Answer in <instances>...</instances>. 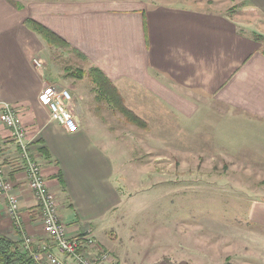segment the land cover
Returning <instances> with one entry per match:
<instances>
[{"label": "crops", "instance_id": "obj_1", "mask_svg": "<svg viewBox=\"0 0 264 264\" xmlns=\"http://www.w3.org/2000/svg\"><path fill=\"white\" fill-rule=\"evenodd\" d=\"M240 1L264 20V0ZM28 19L59 35L105 75L145 123L144 128L128 126L145 129L149 141L167 135L172 126L192 128L195 143L201 144L208 123L209 142L225 166L242 168L240 182L249 200L244 214L264 231V49L251 36V27L226 13L183 2L0 0V106L16 108L72 234L88 228L97 233L122 204L115 162L104 145L107 129L100 121L89 123L81 101L73 104L80 125L74 134L52 121L40 104L46 85L74 93L77 86L68 80L55 83L46 65L35 66V60L46 64L47 42L26 24ZM0 138V166L13 182L23 223L22 229L15 226L0 197V233L17 242L25 236L44 238L38 203L1 123ZM234 177L228 182L239 181ZM250 183L258 189L245 185ZM262 235L258 241L264 246ZM147 264L199 263L156 258Z\"/></svg>", "mask_w": 264, "mask_h": 264}, {"label": "rangeland", "instance_id": "obj_2", "mask_svg": "<svg viewBox=\"0 0 264 264\" xmlns=\"http://www.w3.org/2000/svg\"><path fill=\"white\" fill-rule=\"evenodd\" d=\"M160 1L183 2L237 18L252 28L251 36L264 49V20L240 0ZM46 47L47 73L55 83L68 80L76 85V93L65 89L75 103L81 101L89 123L100 121L101 127L113 132L107 134L106 130L104 145L115 162L114 183L122 204L95 235L116 264H147L156 258H185L199 264H264V246L258 241L264 231L249 223L244 214L249 200L240 182L242 168L233 171L225 166L220 151L209 142L208 123L201 144L195 143L192 128L172 126L165 130L167 135H155L153 143L145 129L138 126L144 133L136 135L138 129L128 126L143 127L145 123L141 124L143 120L123 98L138 123L98 100L95 74L83 58L68 48ZM232 175L239 181L229 183Z\"/></svg>", "mask_w": 264, "mask_h": 264}, {"label": "built area", "instance_id": "obj_3", "mask_svg": "<svg viewBox=\"0 0 264 264\" xmlns=\"http://www.w3.org/2000/svg\"><path fill=\"white\" fill-rule=\"evenodd\" d=\"M34 63L39 70L45 66L41 60H35ZM39 101L48 109L52 121L59 123L69 133L79 131L80 125L73 110L74 100L67 89L46 85ZM0 107V123L9 131L10 138L16 145V157L38 203L44 232V238L25 236L21 241L23 249L30 254L35 264H112L114 259L111 253L98 243L92 228L72 234L61 216L57 197L49 190L42 166L34 157L28 130L20 121L16 108L10 104ZM0 197L6 199L7 212L15 226L22 229L20 200L14 192L12 180L1 166Z\"/></svg>", "mask_w": 264, "mask_h": 264}, {"label": "trees", "instance_id": "obj_4", "mask_svg": "<svg viewBox=\"0 0 264 264\" xmlns=\"http://www.w3.org/2000/svg\"><path fill=\"white\" fill-rule=\"evenodd\" d=\"M26 24L36 33L41 35L50 47L68 48L77 56L85 58L77 49L73 48L59 35L51 31L49 28L38 23L33 19H28ZM256 41L258 39L254 37ZM95 74V84L98 100H105L107 103L117 108L121 113L128 116L129 120H135L138 123L137 117L129 112L124 104L123 99L112 85V83L105 77V75L98 69L92 68ZM0 264H35L33 258L22 247L21 241H14L7 235L0 233Z\"/></svg>", "mask_w": 264, "mask_h": 264}]
</instances>
